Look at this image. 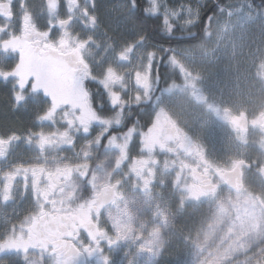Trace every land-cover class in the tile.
Returning <instances> with one entry per match:
<instances>
[{
	"label": "rangeland",
	"instance_id": "obj_1",
	"mask_svg": "<svg viewBox=\"0 0 264 264\" xmlns=\"http://www.w3.org/2000/svg\"><path fill=\"white\" fill-rule=\"evenodd\" d=\"M114 1L101 3V28L94 33L96 42L84 58L97 77L109 67L123 77L124 87L117 90L130 99L125 100L131 106L137 104V97L150 99L157 82L153 77L147 88L138 85L135 74L143 73V65L135 55L130 62L119 61L110 47L113 41L119 46L131 37L123 11L116 9L115 14L111 8ZM205 1L159 0L175 8L185 5L195 10L199 6L200 14ZM27 5L37 26L43 27L45 0H27ZM213 33L192 54H178L181 64L177 62L175 68L189 74L181 91L169 89L158 95L163 97L162 111L179 124L203 156V162L193 164L201 174L196 180L185 176L181 164L187 157L179 154L169 173L159 178L153 173L144 184L141 163L136 161L141 145L153 149L155 128L147 129L144 137L130 122L133 130L129 133V127H115L113 113V131L107 135L103 127H93L88 135L73 131L72 147L50 143L40 148L34 133L51 132L53 126L36 122L35 111L29 110L34 107L31 102L27 109L17 110L27 123L22 132L14 133L17 139L12 142L19 141V145L8 154L17 161L31 157L28 167L45 173L68 171L69 180L58 198L67 213L78 208L87 214L83 220L92 214L90 221L101 239L94 245L101 252L98 262L105 264L102 258L108 257V264H264V11L242 3L225 12L224 20L215 19ZM243 109L251 112L245 117L251 119L250 125L244 124ZM98 135L103 139L98 140ZM209 179L214 185L207 183ZM103 189L113 195L112 203H102L92 211L93 199ZM19 195L18 188L15 197ZM87 238L83 232L85 243ZM31 254L32 264H50L52 259L51 255L42 260Z\"/></svg>",
	"mask_w": 264,
	"mask_h": 264
},
{
	"label": "snow or ice",
	"instance_id": "obj_2",
	"mask_svg": "<svg viewBox=\"0 0 264 264\" xmlns=\"http://www.w3.org/2000/svg\"><path fill=\"white\" fill-rule=\"evenodd\" d=\"M101 6L98 0H45L47 19L43 27H38L28 10L27 0H0V83L9 86L14 111L27 109L31 102L36 122L53 126L51 132L34 133L40 148L50 143L72 145L73 131L88 135L96 125L103 126L104 135H107L113 131V120L107 118L113 113L115 124L121 123L127 101L117 87H124L123 77L110 67L103 76L96 77L84 58L85 52L96 42L94 33L101 28ZM113 9L122 10L132 27L130 38L121 41L119 46L113 41L110 47L119 61L130 62L133 55L136 56L144 68L143 73L136 72V83H142L145 88L153 77L159 81L162 68L175 69L181 46L189 42L191 28L201 21L199 6L195 10L185 5L175 8L162 5L159 0H147L146 6L141 0H122ZM212 15L213 11H209L203 21L205 26ZM158 16L162 18L164 42L151 43L144 22ZM9 54L16 57L10 66ZM93 86L97 89L96 94L91 91ZM58 119L64 125L63 129L57 127ZM132 130L130 126L128 132ZM13 139H17L15 134L0 137V156L5 154ZM97 139H103V136L98 135ZM19 173L20 169H16L4 174L3 183H0V200L3 202L0 206L13 198L12 188ZM61 174L49 176L48 186L37 187L38 170H32L33 199L42 200V203L37 205V214L25 217L19 231L12 227L0 235V264H14V261L32 264L29 250L33 248L47 251L52 257L50 264H70L75 249L65 237L80 238L76 221L87 214L75 209L65 215L63 201L50 199ZM63 174L67 175L68 171ZM22 179L27 191V176ZM79 228L86 229L85 235L97 241V233L87 223L81 222ZM84 251L91 258L96 250L88 247ZM102 259L108 264V257Z\"/></svg>",
	"mask_w": 264,
	"mask_h": 264
},
{
	"label": "flooded vegetation",
	"instance_id": "obj_3",
	"mask_svg": "<svg viewBox=\"0 0 264 264\" xmlns=\"http://www.w3.org/2000/svg\"><path fill=\"white\" fill-rule=\"evenodd\" d=\"M90 72L91 74L96 76V74L92 72V69H90ZM91 91L94 94H96L97 93L96 87L93 86L91 88ZM155 93L152 94L153 97L152 98L150 97V99L146 100V97L142 99H138L136 105L133 104L130 106L127 104V106L124 108L122 113V115H125L126 118L124 119L123 117V120L119 125V127H130V120L132 119V122L135 124V127H139L140 129V136L141 134H144V137H146L145 135L147 129L148 130L149 128L156 129L157 132L156 136H152L154 142V145L152 147L153 149L150 151L149 149L148 150L145 149L144 144L141 145L142 153H140V158L138 160L141 163L143 176H145L144 184L150 181V177H152L153 173H155L156 175L154 178H159L160 176L169 173L168 172L169 169H171L173 165H175V162L177 163V160H179L178 158L179 154L186 155L187 157L185 159V163L181 164V167H185V170L187 171L184 173L185 176H188L189 180H194V179L196 180L197 177L196 175L201 176V174L198 171H196L198 167L193 166V164L197 161L200 163L203 162V156L199 153V150L196 149L197 147L194 146V143H192L188 137H185L183 135V132L180 130L179 124L173 123L172 120L170 119V116H168L166 113H164V111H162L161 96L158 97V93L157 92ZM156 99H158V102H155ZM29 110L35 111V108L32 107ZM129 113H131V115L127 117V114ZM228 113L229 112H225V114ZM110 117L111 115L107 118ZM127 119L128 121L126 122ZM244 124L245 126H247L248 124L250 125V121L244 119ZM57 127H64V125L60 122L57 125ZM94 127H103V126L96 125ZM18 142H16V144H13V142L9 144L7 150L5 151V154L3 156H0V183H3L2 178L5 173L10 171H15L16 169H20L19 177L16 179L14 187L12 188L13 198L6 205L0 206V235H4L7 232V230L12 227H15V229L19 231L21 226L24 225L25 223V217H30L34 214H37L39 211L37 205L38 203H42V200L34 201L33 199L32 170L33 169L38 170L39 184L37 185V187L48 186L49 176L56 177L57 174V173L49 174L39 171V168L28 167V164L32 161V159L30 158L24 161H17L16 159L13 160V157L15 156H11L10 154H8V151L11 147L18 146ZM154 152L157 155L151 156L150 157L151 159H149V155L153 154ZM36 160L39 161L41 159L37 158L35 159V161ZM24 169H28V171L25 172ZM57 172H60L62 174L59 176V180L55 184V189L52 195L50 196V199H55L59 202L61 200L60 198H58L59 192L61 188L65 190L66 181L69 180L68 177L69 174L64 175L63 173L65 172V170H58ZM25 176H27V191L25 190V180L22 179ZM210 181L211 180H209L207 183L210 186H212V182ZM30 182H32L31 185L28 184ZM201 183L203 184L204 182ZM159 185L162 187L161 183ZM18 188L21 190V195H19V197H15V192ZM212 188L213 187L210 188V192H209L211 195L213 193L211 190ZM149 189L151 188L149 187L147 190ZM216 191L217 190H215V192ZM0 192H2V188H0ZM27 193L29 194V198H28L29 200L27 199V195H26ZM109 193L110 191L108 190L104 192L100 197L95 199L96 201L94 200L93 204H95V202L98 205H101L102 203H106V202L112 203L110 200L111 197H113V195H109ZM2 203H3L2 200H0V204ZM93 208H95V206H93ZM81 222L86 223L85 221L82 220V218L76 221V226L79 229V236L81 235V231H82V228H79V224ZM65 240L69 244H72V243H76L78 239H73L72 237L66 236ZM90 240L92 241L91 237ZM31 252L37 253L42 256L50 255L47 251L41 252L39 249H36L35 251H32L30 249L29 253ZM97 253L98 252L96 251L95 252L96 255L94 256V258H92L93 263L103 264L102 262H98L97 256L100 255V253L98 254ZM73 257L77 261L70 262V264H84L82 255H79L76 249L74 251Z\"/></svg>",
	"mask_w": 264,
	"mask_h": 264
},
{
	"label": "trees",
	"instance_id": "obj_4",
	"mask_svg": "<svg viewBox=\"0 0 264 264\" xmlns=\"http://www.w3.org/2000/svg\"><path fill=\"white\" fill-rule=\"evenodd\" d=\"M99 1L102 4L107 3V0ZM119 1L120 0L114 1V6ZM242 2H250L254 8L264 11V0H206L202 7L200 23L195 27L191 28L192 35L189 38V42L184 43L181 46L180 50L186 49L188 47H196L200 44H203L206 38L209 35H212V33L214 32L215 19L220 18L224 20L226 10H233L237 8ZM141 3L145 4L146 6L147 0H141ZM111 8L113 9V5ZM218 9H222V11ZM114 11L115 14H117V10L115 9ZM209 11H213V15L211 17L210 22L207 24V26H205L203 24V21L207 17ZM126 25L128 28L127 35L131 36L129 29L132 27V22L130 20H126ZM144 27L147 33L149 34L151 43L164 42L161 34V17L158 16L146 19L144 22ZM179 35L180 33L177 32V36ZM173 43H176V41H173ZM11 58L13 59L14 55L11 54ZM12 61L15 62V59ZM185 79L186 74L184 73V71L179 70L178 68H162L160 73V79L156 83V92L158 93V95H160V91L165 93L166 91H169V89L180 90V87L183 86L185 83ZM150 97L152 98L153 96L151 95ZM147 98L148 96H146V100ZM26 123L27 120H25V118L22 117L20 113L14 111L11 107L9 87L4 84H0V137L7 138L8 136L16 133V131H19V133L22 132L23 126Z\"/></svg>",
	"mask_w": 264,
	"mask_h": 264
}]
</instances>
